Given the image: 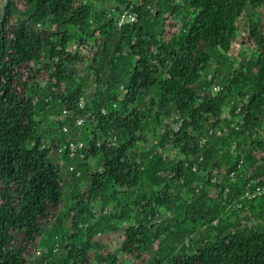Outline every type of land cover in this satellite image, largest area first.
<instances>
[{
    "label": "trees",
    "instance_id": "trees-1",
    "mask_svg": "<svg viewBox=\"0 0 264 264\" xmlns=\"http://www.w3.org/2000/svg\"><path fill=\"white\" fill-rule=\"evenodd\" d=\"M115 1L137 21L119 28L88 0H0V264H264V195L241 198L264 183V16L238 30L264 0ZM75 139L87 146L65 229L49 154ZM161 207L184 216L167 222Z\"/></svg>",
    "mask_w": 264,
    "mask_h": 264
},
{
    "label": "rangeland",
    "instance_id": "rangeland-1",
    "mask_svg": "<svg viewBox=\"0 0 264 264\" xmlns=\"http://www.w3.org/2000/svg\"><path fill=\"white\" fill-rule=\"evenodd\" d=\"M88 2L95 8V9H108L110 10L113 6H115L117 3L115 0H88ZM259 12L260 15L264 16V8H258V9H255L253 8L251 5H248L246 10L244 11V13L242 14V16L238 19V30H239V35H243L244 33H247L248 32V29H249V24H250V20L252 18V16H255L257 15ZM253 49V47H250V46H243L241 48V50H238L236 51V53H234L233 55H235L236 57H239V56H242L243 55V51L244 50H249V54L252 52L251 50ZM231 56V55H230ZM215 61L212 60L207 68V72H212L213 68H214V63ZM238 65V63H237ZM82 69L84 68V65L81 66ZM165 120V119H164ZM166 122V120H165ZM152 127V125H150ZM88 127V125H82V127H80V129H86ZM47 128V132L46 133V143H50V140H49V136L52 135V132L54 131V129H49L48 127ZM162 128V127H161ZM77 133L76 131H71V134L73 133L74 134ZM75 135V134H74ZM56 136V135H55ZM152 137V136H151ZM154 142V137L151 138L148 146H150L152 143ZM170 151L169 155L171 157V159H173V154H171V150L169 149L168 152ZM49 160L54 162V163H57L61 166V173L65 179V193H64V197H65V205L63 207V210H62V214H61V217H62V222L64 223V226L66 227L65 229H68L69 228V209L70 207L72 206V199H71V194H72V191H73V182H74V178H73V172L70 170V166L73 165L75 166V168H81V161L79 158H74L72 156H67L65 157L63 155V153H61L59 150L57 149H53L50 154H49ZM102 160H103V157L102 155H98L96 157H93L90 159V164L88 166V169L85 170L84 172V176L82 178V180L80 181V190L85 188L90 180H91V175L92 173L96 170V168H98L101 164H102ZM202 178V176H201ZM203 179V178H202ZM144 188L147 190L148 193H151L152 194V189L148 186V183L146 182L145 185H144ZM206 189L209 190L210 189V186H206ZM186 196L184 197V200L180 202V206L182 207L184 204H186ZM101 206H102V203H98L97 204V210L99 213H101ZM110 207H114V204H110ZM109 206L106 207V210H108V213L111 212V208ZM160 213L161 215L167 220V222H174L175 219L177 218H181L182 216H184V213L183 211H180L179 208H166V207H161L160 208ZM101 216V215H100ZM98 217H99V214H98ZM188 222L191 224L192 223V219L189 218L188 219ZM130 223L128 220H125V221H120V222H117L116 224V228L113 229L111 231V238L110 240L112 241V243H114L115 245V242H116V239L119 237V235L122 233V230L124 229L125 225ZM200 229L205 233H209V230L206 226L204 225H199ZM176 231L179 230L178 228H174ZM101 234V233H99ZM46 238H50L49 235L46 234L45 236ZM45 238V239H46ZM187 242H189V239L187 240ZM43 247V246H42ZM60 253H62V250L60 251Z\"/></svg>",
    "mask_w": 264,
    "mask_h": 264
},
{
    "label": "built area",
    "instance_id": "built-area-1",
    "mask_svg": "<svg viewBox=\"0 0 264 264\" xmlns=\"http://www.w3.org/2000/svg\"><path fill=\"white\" fill-rule=\"evenodd\" d=\"M109 16L113 17L117 27L121 28L123 27L126 23L129 22H135L138 19V12L136 10H134L131 7H120V8H116V7H112L109 12H108ZM212 75H209V79L211 80ZM220 89V85L218 84H213L210 87V90L216 92ZM79 105L81 107L85 106V100L84 98L80 99ZM69 113V110L67 108L63 109V112L60 116H58V118H63L65 117L67 114ZM84 118H79L77 121L78 125L83 124L84 122ZM183 118L179 117L178 121H176L174 123V129L178 130L181 127ZM217 130H219L218 128H216ZM223 131H228V127L227 126H223L222 127ZM214 131V129L210 130V133H212ZM206 142V138H202L201 143H205ZM87 146V143L83 140V139H75V140H71L69 143L62 145L59 147V151L61 153H63L64 151H67L69 156L75 157L78 154H80L82 152V149H84ZM82 155V153H81ZM202 159V158H201ZM198 166L196 163H194L193 165V170H197ZM71 170H75V166L71 165L70 166ZM244 169V160L240 159L236 165V167L230 172V176H235L236 174H238L239 172H241ZM80 174V172L78 173ZM218 179V177H213V181H216ZM264 195V183L261 184H257V185H252L249 186L248 188L245 189V191L243 192V194L241 195V198H247L250 200H254L256 198L262 197ZM238 206H241V204L239 203ZM58 244L56 245L55 250H58ZM41 251H38V254H41Z\"/></svg>",
    "mask_w": 264,
    "mask_h": 264
}]
</instances>
